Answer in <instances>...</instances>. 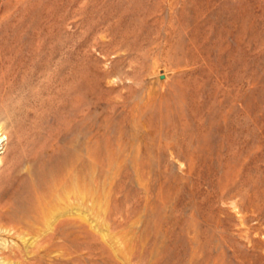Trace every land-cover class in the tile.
I'll use <instances>...</instances> for the list:
<instances>
[{"label": "rangeland", "instance_id": "rangeland-1", "mask_svg": "<svg viewBox=\"0 0 264 264\" xmlns=\"http://www.w3.org/2000/svg\"><path fill=\"white\" fill-rule=\"evenodd\" d=\"M1 133L2 209L75 159L74 264H264V0H0Z\"/></svg>", "mask_w": 264, "mask_h": 264}, {"label": "bare ground", "instance_id": "bare-ground-1", "mask_svg": "<svg viewBox=\"0 0 264 264\" xmlns=\"http://www.w3.org/2000/svg\"><path fill=\"white\" fill-rule=\"evenodd\" d=\"M6 140V135L1 133L0 154ZM71 158L57 156L52 163L45 161L32 168L28 172L31 177L29 189L19 194V199L13 202L11 210L2 209L0 206V231L9 234L11 242L16 237L24 243L23 247L17 243L3 246L0 249V264H68L77 260L72 256L65 259L62 255L65 233L74 229V221L58 220L67 213L75 215L77 206L83 199L75 159ZM67 205L70 210L64 213ZM24 236L30 238L24 239Z\"/></svg>", "mask_w": 264, "mask_h": 264}]
</instances>
